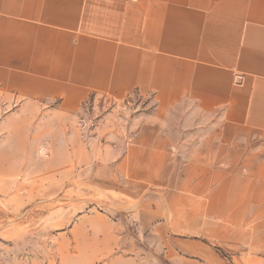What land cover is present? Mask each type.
I'll use <instances>...</instances> for the list:
<instances>
[{
  "label": "rangeland",
  "instance_id": "rangeland-1",
  "mask_svg": "<svg viewBox=\"0 0 264 264\" xmlns=\"http://www.w3.org/2000/svg\"><path fill=\"white\" fill-rule=\"evenodd\" d=\"M11 99L0 95V264H264L229 186L243 166L231 170L228 148L212 156L216 115L187 104L151 123L149 96Z\"/></svg>",
  "mask_w": 264,
  "mask_h": 264
},
{
  "label": "crops",
  "instance_id": "crops-1",
  "mask_svg": "<svg viewBox=\"0 0 264 264\" xmlns=\"http://www.w3.org/2000/svg\"><path fill=\"white\" fill-rule=\"evenodd\" d=\"M91 93L149 96L151 123L216 115L212 156L243 166L229 186L264 248V0H0V95L75 109Z\"/></svg>",
  "mask_w": 264,
  "mask_h": 264
}]
</instances>
